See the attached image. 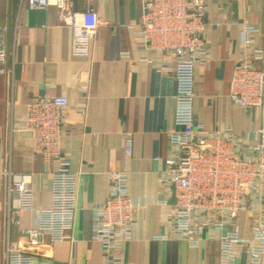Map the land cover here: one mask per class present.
<instances>
[{"label": "crops", "instance_id": "obj_1", "mask_svg": "<svg viewBox=\"0 0 264 264\" xmlns=\"http://www.w3.org/2000/svg\"><path fill=\"white\" fill-rule=\"evenodd\" d=\"M73 6L94 7L99 15L89 56L73 53L72 28L60 20L55 3L32 8L25 0H0V25L7 27L9 40L6 71L0 72V264H7L8 246L27 243L19 226L8 229L9 204L19 206V192L9 193L10 182L23 180L33 190L34 209L21 211L22 227L35 224L36 208L52 205L59 162L35 153L26 129L27 104L45 94L69 97L61 152L78 173L77 210L72 238L53 242L46 237L32 264H107L92 224L93 207L108 197L112 169L128 170V192L141 205L121 264H228L221 259L220 236L228 229L252 236L257 217L249 207L223 229L200 228L197 246L164 237L170 232L168 212L174 200L162 175L166 158L175 154L170 134L177 128L176 82L153 64L162 52L146 48L135 37L142 0H73ZM206 17L211 56L196 66L195 122L223 136L230 127L235 140L256 142L264 107L234 104L229 86L244 54L246 23L258 28L253 45L264 49V0H211ZM129 132L133 146L127 153ZM259 202L258 196L248 198L250 207ZM232 264H252L250 253L239 249Z\"/></svg>", "mask_w": 264, "mask_h": 264}, {"label": "built area", "instance_id": "obj_2", "mask_svg": "<svg viewBox=\"0 0 264 264\" xmlns=\"http://www.w3.org/2000/svg\"><path fill=\"white\" fill-rule=\"evenodd\" d=\"M32 8L58 7L59 18L72 28V49L76 56L92 53L93 36L99 24L94 7L75 9L73 0H25ZM211 0H142V13L135 37L139 44L162 52L153 64L174 76L176 82L175 122L170 134V148L175 154L166 158L162 180L174 197L168 220V235L184 239L192 246L199 244L200 228L223 229L241 210L249 207L256 220L253 235L242 236L228 229L220 236L221 259L232 264L239 249L251 255V263L264 257V113L259 125V140L237 141L220 130H207L195 122L196 66L210 60L211 46L206 33L209 21L207 5ZM258 28L244 25L243 56L236 62L230 78L232 102L244 108L264 107V49L253 45ZM9 59L8 29L0 25V72H5ZM69 97L66 94L41 95L27 104L26 129L32 134V148L46 160L57 158L54 172L52 205L36 208V221L21 226L20 213L34 209L33 190L19 179L9 184V193L19 192V206L9 204L7 225L19 226L27 234L23 247L8 246L7 264H32L36 249L46 240L56 242L72 238L77 210L78 173L61 152L62 124L67 116ZM133 135L126 137L130 153ZM111 186L105 201L93 207V238L101 242L108 262L121 264L124 244L133 236L138 224L139 202L129 194L128 170L109 171ZM258 196L259 204L248 206L250 196ZM167 202V200L165 199Z\"/></svg>", "mask_w": 264, "mask_h": 264}, {"label": "water", "instance_id": "obj_3", "mask_svg": "<svg viewBox=\"0 0 264 264\" xmlns=\"http://www.w3.org/2000/svg\"><path fill=\"white\" fill-rule=\"evenodd\" d=\"M74 1H75V3H76L77 0H74ZM9 36H10V38H11V31L9 32Z\"/></svg>", "mask_w": 264, "mask_h": 264}]
</instances>
